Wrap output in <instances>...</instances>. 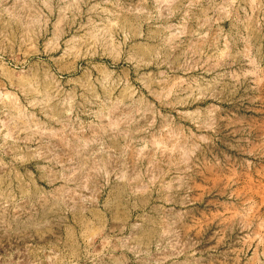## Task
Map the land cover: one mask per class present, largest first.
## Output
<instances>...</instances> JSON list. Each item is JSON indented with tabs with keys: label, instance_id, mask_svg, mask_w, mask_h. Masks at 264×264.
I'll return each mask as SVG.
<instances>
[{
	"label": "rangeland",
	"instance_id": "obj_1",
	"mask_svg": "<svg viewBox=\"0 0 264 264\" xmlns=\"http://www.w3.org/2000/svg\"><path fill=\"white\" fill-rule=\"evenodd\" d=\"M0 264H264V0H0Z\"/></svg>",
	"mask_w": 264,
	"mask_h": 264
}]
</instances>
